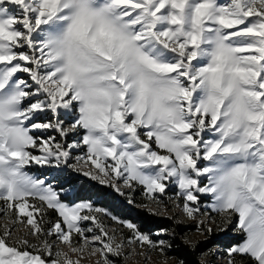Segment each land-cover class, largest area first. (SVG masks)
I'll return each mask as SVG.
<instances>
[{
  "label": "snow or ice",
  "instance_id": "6c2138e0",
  "mask_svg": "<svg viewBox=\"0 0 264 264\" xmlns=\"http://www.w3.org/2000/svg\"><path fill=\"white\" fill-rule=\"evenodd\" d=\"M37 167L137 208L173 203L200 235L242 237L228 264H264V0H0V213L13 226L0 264H79L65 247L97 264L136 247L171 259L168 240L66 199Z\"/></svg>",
  "mask_w": 264,
  "mask_h": 264
},
{
  "label": "rangeland",
  "instance_id": "374dc122",
  "mask_svg": "<svg viewBox=\"0 0 264 264\" xmlns=\"http://www.w3.org/2000/svg\"><path fill=\"white\" fill-rule=\"evenodd\" d=\"M23 75V74H22ZM41 120L45 119L44 116L40 117ZM34 171L37 174H44L49 179L54 178V183L57 186H64L65 190L69 193L66 199L69 200H91L97 207H100L102 209H105L109 213H111L113 216H115L118 220H125V221H132L136 223L140 229L141 232L148 233L151 235V238L153 240H159V239H165L168 240L170 244H172V241L175 240V238H178L176 240L180 241L183 245L189 247L184 242V237L187 236V238L196 245V247L193 250L198 251V263L200 264L201 260V254L207 253V255L204 257V259L207 261V264H228V261L226 259V253H225V247L221 245V242H223L226 239H241V236H238L234 234L232 231L227 232H220L216 229L215 224H209L210 227L214 229L213 234L211 236L207 235H200L196 231V221L190 220L187 218V216L183 213L182 209L180 207H176L173 203H168L166 206L169 209L168 211L161 212L158 208L155 206H150L149 208H137L132 205H129L127 203V200L125 197L120 196L117 192L112 190L111 188H108L103 185H99L94 181H91L87 177H83L82 175H77L75 173H72L71 171L65 170L63 173H58L56 170L52 169H39L38 167L34 169ZM78 179V180H77ZM84 180V182L87 184H84L86 186H81L84 182L80 181ZM89 184V185H88ZM94 187L93 189L100 190V192L105 193L107 195H110L112 197H116L120 201V207H115L118 212H114L110 207H106L103 204L104 197L103 195H98L95 193L94 190H90L89 187ZM91 187V188H92ZM175 192V189H171L169 194H173ZM85 197H82L85 195ZM136 199L139 202L140 200V193H136ZM204 199V198H202ZM206 202V201H205ZM116 203L111 206L113 207ZM119 205V204H116ZM123 206V207H122ZM150 212H157L158 215H150ZM123 213V214H122ZM138 213V214H137ZM140 214H144L140 216ZM125 216V219L123 217ZM142 219H150L152 221L156 222H167L168 225H172L173 228H180V235H177L176 232H170L174 233V235H167V236H158L156 233L159 231H145L149 230V226L142 225L140 223V220ZM205 221H207V218H205ZM105 223L109 226L110 229H116L117 231H122L125 233V235L128 234V230L121 227V225L115 221H113L110 218L105 219ZM5 226L13 227L9 221L3 218V213H0V231L3 230ZM142 228H146L142 231ZM27 229L19 226V231L16 233L19 234H26ZM171 240V241H170ZM240 241V240H239ZM190 248V247H189ZM174 248L167 249V256L171 257V259H165L161 258L156 252L149 253L146 249H142L140 247H136L135 250L125 248L124 251L126 254L131 253L127 256V259L119 258V257H112L110 256V259H113L115 261V264H178V260L170 255V252ZM64 250L69 254L70 258L73 261H79V264H97L98 261H100L102 258L97 253L96 255H90L89 250H85L84 253H72L69 248H64ZM147 257V259H146Z\"/></svg>",
  "mask_w": 264,
  "mask_h": 264
},
{
  "label": "trees",
  "instance_id": "16d2710c",
  "mask_svg": "<svg viewBox=\"0 0 264 264\" xmlns=\"http://www.w3.org/2000/svg\"><path fill=\"white\" fill-rule=\"evenodd\" d=\"M81 186H86L84 184H82ZM90 190L88 191H92L94 190L95 193H97L98 195H103L104 197V206L106 207H110V209H112L114 212H118V210L115 207H120V201L116 198V197H112L110 195H107L105 193L100 192V190H96L93 189L91 187H89ZM85 195H83L82 197H85ZM114 203L119 204V205H114L113 207L111 206V204L113 205ZM123 207V206H122ZM123 214V213H122ZM138 214V213H137ZM144 214H140V216H142ZM124 219L125 216L123 215ZM140 223H142V225H147L149 226V230H145V231H159L161 229H167L169 230V232H176L177 235H180V228H173V226L170 224L168 225L167 222H156L155 220H148V219H142L140 220ZM146 229V228H142V231ZM178 238H175V240L172 241V248H174L171 252L170 255L174 256L178 261L183 260L184 264H199L197 259H198V251L199 249H191L185 245H183L180 241L176 240ZM242 239V238H241ZM241 239H226L223 242H221V245L225 248H228L229 246L233 245L234 243H237L239 240ZM171 241V240H170ZM246 264H250V261L246 262Z\"/></svg>",
  "mask_w": 264,
  "mask_h": 264
}]
</instances>
